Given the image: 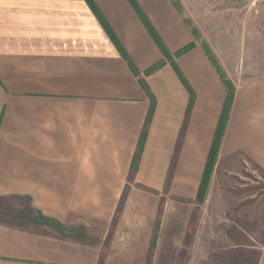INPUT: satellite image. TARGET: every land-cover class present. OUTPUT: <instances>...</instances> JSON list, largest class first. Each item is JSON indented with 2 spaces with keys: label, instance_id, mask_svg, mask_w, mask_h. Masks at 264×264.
<instances>
[{
  "label": "crops",
  "instance_id": "1",
  "mask_svg": "<svg viewBox=\"0 0 264 264\" xmlns=\"http://www.w3.org/2000/svg\"><path fill=\"white\" fill-rule=\"evenodd\" d=\"M211 54L174 0H0V264H164L168 209L185 223L264 140V81H233L197 203L225 98Z\"/></svg>",
  "mask_w": 264,
  "mask_h": 264
},
{
  "label": "rangeland",
  "instance_id": "2",
  "mask_svg": "<svg viewBox=\"0 0 264 264\" xmlns=\"http://www.w3.org/2000/svg\"><path fill=\"white\" fill-rule=\"evenodd\" d=\"M174 1L223 77L264 81V0ZM223 167L217 166L206 204L185 208V223L168 209L174 220L157 250L164 264H264V140L257 163L236 153ZM152 252L150 264H158Z\"/></svg>",
  "mask_w": 264,
  "mask_h": 264
},
{
  "label": "trees",
  "instance_id": "3",
  "mask_svg": "<svg viewBox=\"0 0 264 264\" xmlns=\"http://www.w3.org/2000/svg\"><path fill=\"white\" fill-rule=\"evenodd\" d=\"M150 29V27H149ZM157 43L159 44L161 50L164 52L163 46L160 43V41L156 38ZM195 44L191 43L190 45L184 47L183 49H181L180 51H178L175 55H180L186 51H188L189 49H191L192 47H194ZM205 49L210 53L209 49H207L205 47ZM222 77V82L225 88V98H224V102H223V107L218 119V123L214 132V136H213V141L207 156V160L205 163V167H204V171L201 177V181L199 184V188H198V192H197V197H196V201L197 203L201 204L203 203L206 193H207V189L209 186V182H210V178L215 166V162L217 159V154H218V150H219V145L221 142V139L223 137L224 134V130L226 127V123L228 120V116H229V112L232 106V102H233V97H234V92H235V86L233 85V83L228 80L227 78ZM158 228H159V219H157L156 223H155V227H154V232H153V237L151 240V248L154 247L155 245V241H156V236H157V232H158Z\"/></svg>",
  "mask_w": 264,
  "mask_h": 264
}]
</instances>
